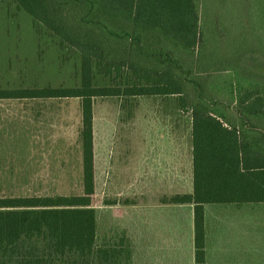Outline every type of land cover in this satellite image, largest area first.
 <instances>
[{
    "label": "trees",
    "instance_id": "16d2710c",
    "mask_svg": "<svg viewBox=\"0 0 264 264\" xmlns=\"http://www.w3.org/2000/svg\"><path fill=\"white\" fill-rule=\"evenodd\" d=\"M15 1L80 53L81 83L0 88V99H80L83 191L0 196V264H132L124 233L98 235L94 99L171 94L192 112L195 180L192 194L164 200L195 204V262L208 264L204 204L264 201V0H245L255 48L246 59L219 67L227 71L225 87L237 113L220 105L200 80L201 73L218 70L200 61L210 33L201 0ZM97 73L118 85H97Z\"/></svg>",
    "mask_w": 264,
    "mask_h": 264
},
{
    "label": "rangeland",
    "instance_id": "374dc122",
    "mask_svg": "<svg viewBox=\"0 0 264 264\" xmlns=\"http://www.w3.org/2000/svg\"><path fill=\"white\" fill-rule=\"evenodd\" d=\"M200 14L210 28L208 45L200 54L201 64L211 61L218 67L203 71L200 80L220 105L229 104L236 112L230 90L225 87L227 71L219 67L246 59L255 48L251 47L255 35H247V3L201 0ZM152 39L151 34L147 40ZM152 61L146 64L152 66ZM80 83V53L37 23L15 0H0V88L73 87ZM95 83L118 85L100 73ZM179 97L171 94L94 99L92 204L97 209L99 237L109 238L108 233L115 235L123 229L131 233L128 205L138 197L148 196L147 183L137 187L132 178V135L147 130L149 121L153 128L157 114H170L179 107ZM80 127L78 98L0 99V196L81 193ZM126 205V210H121Z\"/></svg>",
    "mask_w": 264,
    "mask_h": 264
},
{
    "label": "crops",
    "instance_id": "0c3cea01",
    "mask_svg": "<svg viewBox=\"0 0 264 264\" xmlns=\"http://www.w3.org/2000/svg\"><path fill=\"white\" fill-rule=\"evenodd\" d=\"M154 118L153 128L149 121L132 135V178L137 187L147 183L148 196L128 205L131 233L114 234L128 238L132 264H196L195 204L164 200L194 192L192 112L179 102ZM204 214L208 264H264V201L206 203Z\"/></svg>",
    "mask_w": 264,
    "mask_h": 264
}]
</instances>
